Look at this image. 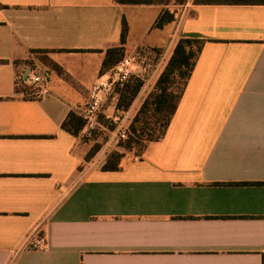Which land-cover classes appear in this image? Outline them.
Wrapping results in <instances>:
<instances>
[{
    "label": "crops",
    "instance_id": "obj_1",
    "mask_svg": "<svg viewBox=\"0 0 264 264\" xmlns=\"http://www.w3.org/2000/svg\"><path fill=\"white\" fill-rule=\"evenodd\" d=\"M0 0V264H264V5ZM146 46L133 117L180 38L206 40L163 139L107 156L64 130L81 115L107 51ZM49 72L29 98L27 67ZM112 110L108 108L107 113ZM30 234L47 247L29 250Z\"/></svg>",
    "mask_w": 264,
    "mask_h": 264
},
{
    "label": "trees",
    "instance_id": "obj_2",
    "mask_svg": "<svg viewBox=\"0 0 264 264\" xmlns=\"http://www.w3.org/2000/svg\"><path fill=\"white\" fill-rule=\"evenodd\" d=\"M119 4L130 5H164L169 6L173 0H115ZM195 5H264V0H191ZM186 2V1H184ZM183 2V3H184ZM177 11L165 8L154 23V28H163L176 20ZM128 25L123 21L122 46L107 51L103 62L102 74L113 68L124 57L125 38ZM206 40L195 37L180 38L157 82L149 92L141 107L134 115L128 127V136L119 142L123 150L109 153L103 165L104 171H118L125 157V150L140 154L148 144L164 138L172 118L183 97L196 63ZM143 81L137 79L127 83L118 93V108L127 111L139 94ZM112 126V125H111ZM108 126L109 128L111 127ZM84 127V119L71 112L62 124V128L75 136H79ZM95 145L87 154L90 161L99 151Z\"/></svg>",
    "mask_w": 264,
    "mask_h": 264
},
{
    "label": "built area",
    "instance_id": "obj_3",
    "mask_svg": "<svg viewBox=\"0 0 264 264\" xmlns=\"http://www.w3.org/2000/svg\"><path fill=\"white\" fill-rule=\"evenodd\" d=\"M191 4L192 1L187 0L179 5L175 20L177 28L182 24ZM154 60H157L155 69L159 68L163 66L165 56L158 54L152 48L142 46L132 55L124 57L113 68L102 74L89 90L87 102L80 115L84 119V127L79 135L83 142L92 141L98 129H105L100 122L102 115L112 122L115 127L111 132L112 135L107 149L112 146L113 142L118 144L121 140L127 138L132 116L128 110L123 111L118 108V92L136 78L144 81L146 70L148 66L150 67L149 61ZM27 71L26 82L31 87L28 97L39 99L47 96L49 94V72L41 69L38 65L28 66ZM108 108L112 110L111 113H107ZM24 246L29 250H42L47 247V240L45 237L30 234Z\"/></svg>",
    "mask_w": 264,
    "mask_h": 264
},
{
    "label": "rangeland",
    "instance_id": "obj_4",
    "mask_svg": "<svg viewBox=\"0 0 264 264\" xmlns=\"http://www.w3.org/2000/svg\"><path fill=\"white\" fill-rule=\"evenodd\" d=\"M177 3L179 4H182L184 1H187V0H176ZM147 77V75L145 74V78ZM137 80L134 79L132 80L131 82ZM140 80V79H139ZM130 109V108H129ZM134 117V116H133ZM132 117V119H133ZM100 122L102 124V126L105 128V129H98V131L96 132V135L94 137V139L92 141H89L88 144L90 145L89 147V151L95 146V145H100L101 146V153L102 154H105V155H109V153H111L112 151H116V150H123L122 148L119 147V143L116 144V143H112V146L107 149V145H108V142L110 141V138H111V132L114 130V125L112 122L108 121L103 115L100 117ZM111 126L110 128L108 126ZM88 151V152H89ZM124 151H128V150H125ZM133 152L136 154L137 152V149L136 150H133Z\"/></svg>",
    "mask_w": 264,
    "mask_h": 264
}]
</instances>
